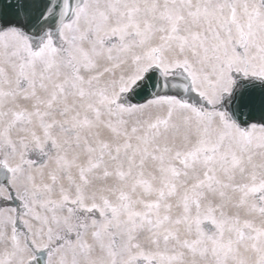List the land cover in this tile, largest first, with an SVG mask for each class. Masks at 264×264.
<instances>
[{"label":"snow or ice","instance_id":"obj_1","mask_svg":"<svg viewBox=\"0 0 264 264\" xmlns=\"http://www.w3.org/2000/svg\"><path fill=\"white\" fill-rule=\"evenodd\" d=\"M0 264H264V0H0Z\"/></svg>","mask_w":264,"mask_h":264}]
</instances>
